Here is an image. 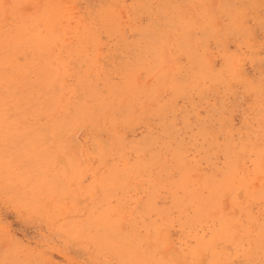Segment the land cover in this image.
<instances>
[{"label": "rangeland", "instance_id": "rangeland-1", "mask_svg": "<svg viewBox=\"0 0 264 264\" xmlns=\"http://www.w3.org/2000/svg\"><path fill=\"white\" fill-rule=\"evenodd\" d=\"M0 264H264V0H0Z\"/></svg>", "mask_w": 264, "mask_h": 264}, {"label": "bare ground", "instance_id": "bare-ground-1", "mask_svg": "<svg viewBox=\"0 0 264 264\" xmlns=\"http://www.w3.org/2000/svg\"><path fill=\"white\" fill-rule=\"evenodd\" d=\"M82 75V74H81ZM80 79H82L81 77H80Z\"/></svg>", "mask_w": 264, "mask_h": 264}]
</instances>
